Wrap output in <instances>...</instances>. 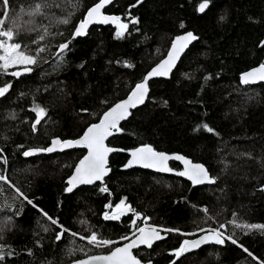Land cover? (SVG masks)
I'll use <instances>...</instances> for the list:
<instances>
[{"label":"trees","instance_id":"trees-1","mask_svg":"<svg viewBox=\"0 0 264 264\" xmlns=\"http://www.w3.org/2000/svg\"><path fill=\"white\" fill-rule=\"evenodd\" d=\"M95 1L48 0L60 6L50 7L47 15L30 16L40 0H10V15H0L5 30L14 24L22 27L15 42L39 57L31 73L0 75V86L12 84L6 98H0V174L9 178L0 181V245L13 253L0 264H62L110 250L142 222L137 219L133 225L132 215L103 219L110 211L106 205L114 207L125 198L154 225L195 236L200 228L224 224L225 235L238 241L205 245L177 264H264V232H245L229 223L264 224V82H239L240 72L264 60V45L259 44L264 0H210L203 13L197 10L202 0H114L106 12L125 23L138 19L137 24L129 23L122 38L116 37L115 25L94 24L86 35L70 39L75 23ZM65 18L68 24L61 22ZM33 24L49 29L43 41L39 30H29ZM184 30H192L198 39L169 78L149 82L145 103L121 122L122 132L108 138L107 144L122 150L109 155L111 171L102 183L65 191L82 148L23 156L26 149L45 147L53 137L80 135L164 55L172 36ZM68 39L69 49L55 55ZM37 47L45 51L37 53ZM36 104L46 109V116L33 131L31 109ZM144 143L203 163L216 182L192 186L171 174L121 169L127 158L124 150ZM101 187L109 191L100 192ZM41 210L59 224L53 226ZM60 225L68 231L57 241ZM93 231L115 244L96 247L80 238ZM183 238L169 232L153 248L134 253L155 264H171L176 260L172 250Z\"/></svg>","mask_w":264,"mask_h":264},{"label":"snow or ice","instance_id":"snow-or-ice-1","mask_svg":"<svg viewBox=\"0 0 264 264\" xmlns=\"http://www.w3.org/2000/svg\"><path fill=\"white\" fill-rule=\"evenodd\" d=\"M112 0H99L94 6L89 7L84 14L83 19L79 20L74 28L73 37H80L87 34L89 26L93 24H114L116 26V37L122 38L128 31L129 23L137 24L138 19L131 17L128 23L122 22L121 17L118 15H106L101 10L106 5L110 4ZM137 3H142V0H137ZM210 0H203L198 6V11L203 13L209 7ZM59 4H49L48 0H40L36 3L29 13L30 16L47 15L50 7H59ZM11 7L10 0H0V15L7 18L10 15L9 9ZM132 7H135L133 5ZM223 20L224 17H221ZM64 24H68L67 18L61 21ZM5 19H0V75H10L11 77H20L24 74L31 73L33 67L39 63L38 55L29 54L25 50V46L21 43L15 42V37L18 36L22 27L14 24L13 27H8L5 30ZM181 27L183 24L181 23ZM31 31H38L39 40L43 41L45 35L49 34V29L43 25L33 24ZM43 33V34H40ZM196 37L192 32H187L183 35L176 36L171 43V48L167 57L162 60L156 67L144 76L142 82H139L131 90L126 99L116 103L108 111L103 113V116L99 119L98 123L90 124L84 131L83 135L78 139L61 140L59 137L53 138L51 144L48 147L41 149H29L23 151V156L29 157L35 155L37 152H57L64 151L66 149L85 148L87 154L75 165L73 174L69 177L65 191L73 192L80 185H93L95 182H103L105 177L108 176L111 169L108 166L109 154L118 151L109 147L105 141L114 134L123 131L121 128V121L127 120L131 116L130 109H135L138 106L145 103L149 94V81L154 77L168 76L172 69L175 67L177 61L180 59L181 54L189 47V45L196 41ZM35 44L36 41H33ZM264 45V41H261ZM70 44L68 42L61 43L58 46V51L63 53L69 49ZM37 53L45 51L43 47H37ZM127 67H132L131 64H127ZM15 68L16 70L9 72V69ZM258 81H264V63L260 64L258 68H255L247 73L242 74L240 78L241 84H255ZM12 84L5 82L0 86V98H6L10 92ZM35 113V121L31 127L33 131H36L37 125L46 116V109L39 104H36L32 109ZM83 111H87L86 109ZM202 127L208 132H212L213 129L207 124H203ZM131 159L124 165L125 168L139 165L143 168L154 169L162 173H171L174 170L168 166L169 160L182 161L184 169L178 171L175 174L180 177H186L193 185L214 184L215 178L211 177L208 170L202 164L193 163L191 160L186 159L182 155L170 156L163 152L154 150L150 145H142L130 152ZM2 158V157H0ZM9 178L6 175L0 174V181L8 182ZM264 187V186H262ZM16 191L23 196L24 200L28 204H33V201L24 195L19 188ZM100 192H108L107 187H101ZM110 211L103 213V219L106 221H118L122 216L127 213H132L135 217L131 221L133 225H136L137 219L141 217V214L137 212L133 207L126 203V198L121 199L118 203L112 207L111 204L106 205ZM207 211V209H205ZM42 214L47 217L53 226L58 225L59 221L56 218L49 216L46 212L41 210ZM145 221L150 219L149 217H143ZM229 223L233 224L235 228L241 229L245 232L252 230H259L264 232V224H248L238 223L236 220H232ZM225 228L224 224H220L218 228H210L206 231V234L199 236L196 239H185L179 247L172 250V255L176 258L171 264H177L180 257L185 254L200 248L202 245L214 243L216 245H223L225 241H230L233 245H237L238 241L232 235H225L222 229ZM60 232L56 234V240L61 241L64 234L68 231L62 225H60ZM47 230V229H45ZM200 232H205L204 229H199ZM169 232H180L179 229H165L161 226H155L145 223L144 226H137L136 231L133 233V238L129 241L127 236L122 237V240L128 241L122 246L114 247L107 255L88 256L87 259L75 261L74 264H142L141 259L133 254L134 249H138L140 246H146L151 249L154 243L165 239ZM164 233V235H162ZM76 235V233H72ZM184 235H194V233H185ZM81 239H87L89 244L96 247H104L115 244V241L109 239L98 238L96 232H92L88 236H81ZM243 248V245H240ZM249 256L252 253L243 248ZM13 255L12 252H6L4 246L0 245V261H3L6 256ZM148 264H152L151 260Z\"/></svg>","mask_w":264,"mask_h":264},{"label":"water","instance_id":"water-1","mask_svg":"<svg viewBox=\"0 0 264 264\" xmlns=\"http://www.w3.org/2000/svg\"><path fill=\"white\" fill-rule=\"evenodd\" d=\"M113 1H114V0H112V2H113ZM97 2H99V0H96L95 2H93L89 7L94 6V4L97 3ZM112 2H111V3H112ZM202 2H203V0L200 1L199 4L202 3ZM111 3H110V4H111ZM110 4H108V5H110ZM199 4H198V6H199ZM108 5H106L105 8H106ZM198 6H197V9H198ZM89 7H88V8H89ZM88 8H87V9H88ZM105 8L101 10L104 14H106V15H116V14H113V13H108V12H106V11H105ZM87 9L85 10L84 14L86 13ZM198 12H199V11H198ZM84 14H83V16H82L81 19H83ZM81 19H79V20H81ZM79 20L75 23V25H74V27H73V30H72V33H71L70 39H73V38H74V37H73L74 28H75V26L77 25V23L79 22ZM93 25H94V24H93ZM100 25H109V24H100ZM112 25H114V24H112ZM90 26H92V25H90ZM90 26H89V27H90ZM187 32H192V33L197 37V35H196L192 30H184V31H182V32H179V33L174 34V35L172 36V38H171L169 44H168V47H167V49H166L164 55H163L161 58H159L154 64H152V65H151V66H150V67L144 72L142 78H141L139 81L135 82V83L131 86V88L127 91V93H126L122 98L118 99L117 101H115L114 103H112L108 108H106L105 110H103V111L101 112L100 116L98 117V119H97L96 121L91 122V123H89L88 125H86V127L84 128V130H83V131L81 132V134L78 135L77 137H75V138H60V137H59V138H60L61 140H67V139H78L80 136L83 135L84 131L87 129V127H88L90 124L98 123V122H99V119L103 116V113H104L105 111H108L109 108L113 107L116 103H118V102H120V101L126 99L127 96L130 94L131 90L135 87V85H136L137 83H139V82H142L144 76L147 75V73H148L149 71H151L152 68L156 67V65H158L162 60H164V59L167 57L168 52H169V50H170V48H171L172 40H173L176 36H178V35H183V34H185V33H187ZM80 37H81V36H80ZM75 38H77V37H75ZM69 41H70V40L68 39V40L65 41V42H69ZM261 41H264V35H263V37L261 38L259 44H261ZM65 42H63V43H65ZM58 46H59V45H58ZM189 46H190V45H189ZM187 49H188V48H187ZM187 49H186V50H187ZM186 50H185V52H186ZM185 52H184V53H185ZM59 53H60V52L58 51V47H57V48H56V51H55V55H57V54H59ZM184 53H183V54H184ZM183 54H181V57H182ZM181 57H180V58H181ZM179 60H180V59H179ZM179 60L177 61L176 65L178 64ZM262 63H264V60H263L262 62L256 64L255 66H253V67H251V68H249V69H246V70L240 72V74H239V82H240V78H241L242 74L247 73V72H249V71H251V70H253V69H255V68H258L259 65L262 64ZM176 65H175V67H176ZM175 67H174V68H175ZM174 68L172 69V71L174 70ZM15 70H16V69H15ZM12 71H14V70H12ZM172 71H171V72H172ZM10 72H11V71H10ZM171 72L169 73L168 76H165V77H154V78H152L151 80H153V79H157V78H164V79H167V78L170 77ZM151 80H150V81H151ZM150 81H149V82H150ZM258 82H264V81H258ZM258 82H256V83H258ZM256 83H255V84H256ZM240 84H241V82H240ZM241 85H244V84H241ZM146 99H147V98H146ZM145 101H146V100H145ZM142 105H143V104H142ZM142 105H140V106H142ZM140 106H138V107H140ZM138 107H137V108H138ZM135 109H136V108H135ZM135 109H130V111L132 112V110H135ZM121 122H122V121H121ZM56 137H58V136H56ZM56 137H53V138H56ZM53 138H51V139L49 140V143H48L45 147L50 146V144H51V140H52ZM107 140H108V139H107ZM107 140L105 141L106 144H107ZM107 145H108L109 147L114 148V149H118V151H121V150H122V149L119 148V147H115V146H112V145H109V144H107ZM142 145H150V144H147V143L139 144V145H137V146L130 147V148L124 150V152H125L126 155H127V158H126L125 162L121 165V169H130V168H135V167L143 168V167H141V166H139V165H134L133 167H130V168H125V167H124V165L127 164V162L131 159V156H130V152H131V150H133V149H135V148H137V147H140V146H142ZM150 146H151V145H150ZM45 147H31V148H28V149H26V150H29V149H41V148H45ZM151 147H152V146H151ZM152 148H153V147H152ZM82 149L84 150L83 154H82V155L76 160L74 166H73L72 169H71L70 174L67 176V178H66V180H65V182H66V187H68L67 181H68L69 177L73 174L74 169H75V165L79 162L80 159L83 158L84 155L87 154V149H85V148H82ZM153 149H154V148H153ZM66 150H69V149H66ZM154 150H156V149H154ZM64 151H65V150H64ZM156 151H158V152H163V153L168 154V155H170V156H174V155H182V156H184L186 159L191 160L193 163H197V164H202V165H204L203 163L198 162V161H194V160H192L190 157L185 156V155H183V154H181V153H179V152H166V151H162V150H156ZM57 152H62V151H57ZM52 153H54V152H52ZM37 154H49V153H47V152H37L35 155H37ZM110 154H111V153H110ZM110 154H109V155H110ZM171 161H174V162H177L178 164H180V168L176 169V168L171 167V165H170V162H171ZM168 166L171 167L174 171L171 172V173H162V172H158V171H156V170H154V169H147V168H143V169H147V170H150V171H153V172L162 173V174H172V175H175V176H178V175L175 174L176 172H178V171H182V170L184 169V164H183V162H182V161H177V160H169V161H168ZM204 167L206 168L205 165H204ZM206 169H207V168H206ZM207 170H208V169H207ZM208 172H209V171H208ZM209 174H210V172H209ZM210 176L213 177L211 174H210ZM178 177H180V176H178ZM180 178H183L184 180H186L187 182H189L192 186H196V185H193V184L191 183V181H189L186 177H180ZM97 182L102 183V182H100V181H97ZM97 182H95V183H97ZM66 192H67V191H66ZM204 234H206V231H205V232H200L199 234L195 235L194 237H190V238H186V239H196V238H198L199 236L204 235ZM162 235H164V233H162ZM128 238H129V241H130V240L133 238V234H132L131 236H129ZM126 242H128V241H125V240H124L123 242H121V243L115 245L114 247L122 246V245H123L124 243H126ZM209 244H214V243H209ZM205 245H208V244H205ZM205 245H202L201 247H203V246H205ZM114 247H112L110 250H108V251H106V252H100V253H92V254H88V255H86V256H83V257H80V258H76V259L70 260V261L65 262V263H62V264H74L75 261L87 259L88 256L107 255V254H108V253H109ZM141 247H145V248H147L146 246H140L139 248H141ZM201 247H200V248H201ZM198 249H199V248H198ZM198 249H195V250H193V251H196V250H198ZM134 250H135V249H134ZM134 250H133V254H134ZM191 252H192V251H191ZM134 255H135V254H134ZM136 256H137V255H136ZM137 257H138V256H137ZM138 258H139V257H138ZM139 259H140V258H139ZM141 261H142V264H148V261H149V260H142V259H141ZM151 262H152V261H151ZM152 264H154V263L152 262Z\"/></svg>","mask_w":264,"mask_h":264},{"label":"flooded vegetation","instance_id":"flooded-vegetation-1","mask_svg":"<svg viewBox=\"0 0 264 264\" xmlns=\"http://www.w3.org/2000/svg\"><path fill=\"white\" fill-rule=\"evenodd\" d=\"M171 165V164H170ZM171 167H173V168H176V169H178V168H180V165L177 163V162H175V164L174 165H171ZM172 175V174H171ZM175 176V175H174ZM65 189H66V186H65ZM127 215H132V217L135 219V217H134V215L132 214V213H127L125 216H127ZM122 217H124V216H122ZM142 219H143V217L141 216L140 218H139V220H141L142 221ZM144 220V219H143ZM140 221V222H141ZM142 223H140V226L142 227V226H144V225H141ZM149 224L150 225H154V224H152V223H150L149 222ZM155 226H158V225H155ZM162 227V226H161ZM162 228H165V229H171V228H169V227H162ZM200 233V232H199ZM199 233H197V234H199ZM197 234H195V235H197ZM190 237H194V235L193 236H186V237H184L183 239H182V241L183 240H185L186 238H190ZM181 241V242H182ZM158 242V241H157ZM181 242H179V244H178V247H179V245H180V243ZM156 243V242H155ZM154 243V244H155ZM144 249H149V248H145V247H141V248H138V249H135L134 251H136V250H144ZM100 253V252H99ZM135 254V253H134ZM136 255V254H135ZM173 260H171V262H172ZM155 264V263H154Z\"/></svg>","mask_w":264,"mask_h":264},{"label":"rangeland","instance_id":"rangeland-1","mask_svg":"<svg viewBox=\"0 0 264 264\" xmlns=\"http://www.w3.org/2000/svg\"><path fill=\"white\" fill-rule=\"evenodd\" d=\"M142 224L141 225H145V223H147V224H149V222H148V220L147 221H145V220H143L142 219V222H141ZM212 228V227H211ZM200 229H210L209 227H203V228H200ZM197 231V230H196ZM193 232H195V231H193ZM176 233V232H175ZM178 234H181L183 237H186V236H188V235H184L185 233H192V232H183V231H180V232H177ZM112 241H114V240H112Z\"/></svg>","mask_w":264,"mask_h":264},{"label":"bare ground","instance_id":"bare-ground-1","mask_svg":"<svg viewBox=\"0 0 264 264\" xmlns=\"http://www.w3.org/2000/svg\"><path fill=\"white\" fill-rule=\"evenodd\" d=\"M36 156V155H35ZM180 165V164H179ZM153 172V171H152ZM156 173V172H155Z\"/></svg>","mask_w":264,"mask_h":264}]
</instances>
